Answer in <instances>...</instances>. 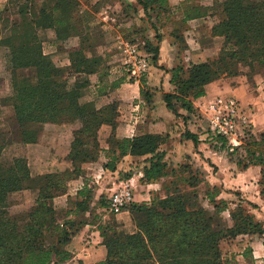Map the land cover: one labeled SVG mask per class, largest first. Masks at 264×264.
<instances>
[{"label": "trees", "instance_id": "1", "mask_svg": "<svg viewBox=\"0 0 264 264\" xmlns=\"http://www.w3.org/2000/svg\"><path fill=\"white\" fill-rule=\"evenodd\" d=\"M136 1L137 10L138 7L143 9L152 27H165L174 21V31L182 23L207 15L208 11L215 10L216 5L222 6L220 19L213 27V34L224 38L218 56L207 62L193 63L187 70L183 65L168 70L172 74L174 90L165 93V101L178 116H185L178 112L181 109L189 114H198L194 101L206 94L208 84L225 76H237L239 66L250 67L253 72L264 66V0L215 1L210 8L197 5V0L191 4L188 2L192 0H185L181 4L185 16L179 20L172 18L170 0ZM77 6V0H57L50 9L41 8L43 19L34 21L35 25L27 22L13 27V37L17 42L0 37V46L8 42L5 46L11 49L9 65L13 95L10 100L19 123L24 126L31 121L47 122L63 117L66 123H78L67 156L72 161V170L34 177L25 156H15L12 164L0 162V264H61L68 261L73 254L67 245L86 225L87 219L84 220L82 215L92 208L95 190L89 183L77 191L75 208L68 209L64 215L57 211L54 199L67 192L64 177L75 178L84 174L83 164L92 161L101 151V126L109 124L115 127L117 123L116 101L99 106L96 100H82L89 78L69 84L72 75L97 73L102 57L94 51L93 55H86L85 41H80L78 46L68 50L70 65H56L52 56L45 53L43 41L34 29L35 26L54 27L57 42L59 39L68 40L74 34V22L81 21ZM28 8L21 6L19 12L25 15ZM46 18H49L47 23ZM155 37L160 44L161 34L157 33ZM159 44L147 41L155 63L159 59ZM141 92L148 94L144 87ZM112 133L107 140L112 145L105 165L107 170L116 171L118 161L131 154L146 156L142 179L147 182L170 173L166 153L161 149L165 142L162 135L139 133L132 137H117ZM212 134L211 138L221 144L220 148L227 151L230 161L240 169L259 167L260 195L264 200V131L259 137L246 131L237 146L228 145L227 138ZM184 136L196 145L200 142L199 136L190 130ZM37 137L36 131L23 129L20 143H36ZM3 148L4 144L0 143V161ZM131 176L124 173L121 178L129 179ZM31 187L40 189L39 197L30 208L13 213L9 194ZM208 194L210 201L215 202L216 194ZM96 204L107 210L109 198L101 194ZM215 206L218 208L217 203ZM136 207L143 214L138 222V232L128 234L116 231L110 225H100L107 255L97 264H224L221 246L224 237L232 238L242 233L264 234L262 225L252 216L244 215L241 209L231 213V226L215 230L212 214L203 208H193L180 186H176L172 195L165 199L157 198L150 206L133 202L129 210ZM93 214L96 219V211L91 212L88 219Z\"/></svg>", "mask_w": 264, "mask_h": 264}, {"label": "rangeland", "instance_id": "2", "mask_svg": "<svg viewBox=\"0 0 264 264\" xmlns=\"http://www.w3.org/2000/svg\"><path fill=\"white\" fill-rule=\"evenodd\" d=\"M56 1L57 0H0V37L3 39L9 38L14 42H17L18 40H15L13 37V27L16 24L21 25L22 23L25 24L27 22L35 25L34 21H40L43 19L40 15L41 8L46 7L50 9L52 6H54ZM213 1L221 2L223 0ZM77 2V13L79 12V14H81V21L74 22V26L76 28L75 30L73 28V36H71L68 40L61 41V39H59L58 44L59 47L69 50L72 47L78 46L80 41H85L84 45H86V55H93L94 51L96 55L102 57L97 73H94L92 75L84 74V79H90V83L88 86L94 84V82H98L101 85V89H99V92L96 91L95 93L93 92L91 94L87 93L88 91L86 89H83L84 97L82 100H96L99 106H103L107 103L116 101L117 123L115 127H113L112 125L110 126L112 127V132H114L117 137H127L123 131L118 130V126H120L119 124L122 116L125 117L128 112L135 113L136 116V114H138L139 111L142 110L140 107L134 111L132 110L131 106L134 107V104H139L141 98L147 100L148 102L150 101V91L144 88V90L148 92V94L145 95V93L141 92V89L143 88L142 86L139 89L137 85H131L135 81H140L142 83L144 77L143 74H146L148 69L151 68L153 64H157L153 61L154 53L148 51L149 47L147 46V41H151V38H153L155 41H152V43H154V45L159 44V41L155 39L157 33L161 34L162 39L164 38V36H169V38L175 36L173 39L170 38L171 41H174L176 48L178 49V54L176 57L177 62L174 67H176L177 65H183L185 70H187L193 63L207 62L216 58L220 53L224 43L223 36H215L213 34V27L220 19L219 11L222 8V6L220 5H216L215 10H211V19L213 20V26L211 28V34L213 36L212 40L209 35L207 37H205L204 35L202 36V30L198 29V27L196 28L195 26L190 25L189 21L187 23L178 25L179 27H177L176 31H174L175 29L171 25H168V23L165 25V27L161 25L160 27H152L151 22L145 16L143 9L140 8L141 10H137L136 0H126V3L123 5V7L118 9V13H115L118 14V17L114 22L111 21V16L107 17L102 12L112 9L111 5H116V0H77ZM183 2H185V0ZM192 2L193 0L188 2V4H191ZM170 3L173 9L172 18L178 20L176 13L177 10L175 12V6L171 2V0ZM96 4L102 5L101 12L99 11L93 16L92 12H89L88 6L91 8ZM196 4L202 7L209 8L214 6V4L207 5L204 0H197ZM21 6L29 7L25 15L19 12ZM179 6L181 5L179 4ZM90 15L92 16L90 17ZM99 21H101L102 23H100ZM47 22H49V18H46V23ZM34 29L42 41L46 38H53L57 41L56 30L54 27L42 28L35 26ZM76 30L79 31L77 32ZM10 35H12V37H9ZM104 39L112 43V45L109 43L111 45V51H105L104 55H101L98 51L103 52V48L101 50L100 46L101 44H103ZM7 43L8 42H4V44L0 46V131L4 133L5 136L13 138V135L11 134L13 125L10 123L9 118L11 117L10 115H12V101L10 100V98L13 95L11 85L12 71L9 65L11 49L5 46V44ZM48 46V43H46V45L43 44L45 53L51 50ZM192 47H205L206 49L210 48L211 54L205 57H199L194 60L189 59V54H187L186 51L191 50ZM48 54L52 56L56 65L63 66L60 56L56 55V53L54 52ZM143 56L148 59V67L146 68V70L139 71V60ZM133 62L138 63L137 70L134 74L131 71V67L134 64ZM115 65H119L118 67L121 69H117V67L115 69ZM172 68H166L164 66V69H166V71ZM239 68V74L246 75L252 87L256 89L260 86H264V66L257 68L256 72H253L250 67L247 66H239ZM118 70L121 71L117 72V74L112 73L113 71ZM169 73L171 74V72ZM115 75H120V77L117 78ZM74 76L75 75L71 76L69 84H75L77 82ZM117 87H120V89L116 90ZM204 131L208 133V137L214 136L212 132L209 131L207 124ZM246 131H250L251 133H253L250 127L246 128L244 133H242L241 135L242 139L245 136ZM112 132L111 134H113ZM111 134L108 136V138L111 136ZM138 134L139 133L135 135ZM160 135L165 138V135ZM103 139L104 138L102 137V140ZM212 141V145H214L213 148L216 149L218 153L216 154L215 159L219 162V165L215 162L212 163L210 160L208 161L209 164L207 169L205 168V165L198 164V162L195 161L192 156H185L184 160L179 162L171 156H168L169 151L164 149L166 153L165 160L169 163L170 173L167 176L161 177L158 180L152 182H147L141 177L140 181L143 184L159 183L160 186L158 187V189L154 190L153 193H151L149 199L135 200L136 204H145L146 206H150L152 205V203H154L155 199L167 198V196L172 195L176 186H180L187 193L190 204L193 208H203L210 214H212V226L215 230H224L231 226V224L233 223L231 213L237 209H241L244 215L252 216L253 220L255 222H259L264 228V200L260 195L261 186L259 184V180H252L251 182H249L248 180L240 178L239 170L242 169H240L234 161H230V159L229 163L226 162V158L223 157V155H226L227 151L221 149V144L217 143L215 139L212 138ZM4 142V139L0 141V143ZM99 143L101 151L98 152V154L92 161L83 164L84 174L79 175L75 178L67 176L64 177L63 182L65 184V187L67 188V192L58 195V197L60 196L59 198L55 197V199L57 198L56 200L54 199V205L57 211L61 213V215H64L65 211H67L68 209L75 208V201L77 199L76 193L85 185V183L93 185V188L97 186L98 190H96L95 188V192L104 189L102 195H104L105 198H109L112 191L116 189L118 183H113L114 180H109V177H107L104 180L101 179L103 180V184L97 182L86 167L87 164H94V170L102 169L104 171L110 172V170L106 169L105 165L109 161V149H111L110 147L112 145L109 141L103 143L102 141H100V139ZM28 144L29 143L17 142V148L15 147L14 156H25L29 162L30 151L27 146ZM240 144L238 143L236 145ZM228 145L235 146V144L230 142ZM4 156L9 159V156H7L6 154H4ZM42 156L45 157L46 155L43 154ZM235 157L236 156H234V159ZM234 167H238L239 170H235ZM134 169H136V167L128 169L123 173H126L127 177L132 175V178L134 176ZM137 173L139 174L140 172ZM102 176H104V174ZM78 180H80V182ZM107 180L111 182H107ZM74 183H78L77 186H82L78 189H73L74 187H77L73 185ZM109 186L112 188L107 191V188ZM133 192L134 194L136 192V188L134 186ZM209 192L216 194L214 200L215 202L210 201L208 194ZM11 199L12 198L9 194L11 211L13 213L26 210L31 207L32 203H34V201H32L14 205L12 204ZM216 203L218 204V208L215 206ZM95 205L96 219H94L95 216L93 214L91 218L86 220V225L83 226L82 229H84L88 225L91 226L92 229L93 227H95L94 229L98 231V234L101 237L100 243L102 245L104 244L103 237L101 236V231L99 229L100 225H110L113 229H116V231H123L128 234L136 233L139 231L138 222L143 218V214L138 212L139 210L137 209V207L136 209L129 210V214L127 215H129L130 222L132 223L129 228L124 229L121 227L118 215L122 214L125 211L121 213H114L101 208L97 204ZM220 208H222L221 211L218 210ZM263 245L264 234L260 233H242L232 238L224 237L221 241L223 263L264 264V257L261 256ZM73 257L69 259L71 261V264H85L83 259L78 257L74 259Z\"/></svg>", "mask_w": 264, "mask_h": 264}, {"label": "crops", "instance_id": "3", "mask_svg": "<svg viewBox=\"0 0 264 264\" xmlns=\"http://www.w3.org/2000/svg\"><path fill=\"white\" fill-rule=\"evenodd\" d=\"M183 1L184 0H171L173 5L175 6V12L177 10L176 13L178 20L184 18L185 16L183 8L179 6V4L181 5ZM204 1L207 5L214 4L213 0ZM115 3L116 5H113L114 7L111 5L112 9L102 12L107 17L111 16L112 22L117 20L118 14L115 13H118V9L123 7V5L126 3V0H116ZM101 7V4H96L91 8L88 6V10L89 12H92L94 16V14H96L97 12H101ZM138 10H141L140 7H138ZM211 14L212 11H209V13L205 16L190 20L189 24L195 26L196 28L198 27V29H201L202 36L204 35L205 37H207L209 35V37H211L213 40V36L211 34V28L213 26ZM91 16L92 15H90V17ZM99 22L102 23L101 21ZM168 25H171L174 28L176 26V23L174 21L168 22ZM174 37L175 36L170 38L173 39ZM170 38L169 36H164V38L160 42L158 62L156 65L153 64V66L148 69L146 74H143V79L145 80L144 84L140 81H135L131 84L137 85L139 89L141 88V86H143L145 89L150 91V101L148 102L147 100L141 98L139 104L136 103L134 104V107L131 106L132 110L134 111L140 107L142 110L139 111L136 116L135 113L130 112H128L125 117L122 116V118L120 119V126H118V130L123 131L128 137H132L137 133L163 134L165 135V142L164 144H162L161 149L168 150V156H171L179 162L183 161L185 156H192V158L197 161L198 164L205 165V168L207 169L209 164L208 161L210 160L212 163L215 162L219 165V162L215 159V156L218 153L217 150L213 148L214 145H212V138L210 136L208 137V133L204 131L207 122L202 117L200 109L218 94L235 96L240 102L242 112L250 121L249 127L251 128L253 134L256 137H259L260 134L264 131V86H260L255 89L251 86L247 76L244 74H239L233 77H222L208 84L206 88V94L194 101L195 106L199 110L198 114H189L185 110L181 109L178 112L184 114L185 116H178L174 110L167 107V103L165 101V93L172 92L174 90V86L171 83V74L166 71V69H164V66L166 68L174 67L177 62L176 57L178 54V49L176 48L174 41H171ZM151 41L155 40L151 38ZM46 43H48V47L51 49L50 51H47V53H56V55L60 56V59H62L61 63L63 66L70 65L68 50L59 47L58 42L53 38L43 39V44L46 45ZM109 43L110 42L104 39L103 44H101L100 46L101 50L103 48V52L98 51L99 54L104 55L105 51H111L112 43H110L111 45ZM186 53L189 54V59L194 60L199 57L210 55L211 49H206L205 47H192V49L186 51ZM118 66L119 65H115V69L116 67L118 69ZM120 71L121 70L113 71L112 73L117 74V72ZM115 76L117 78L120 77V75ZM74 78L76 81H80L84 78V74H76ZM84 89L88 91L87 93L91 94L93 92L95 93L96 91L99 92V89H101V85L98 82H94V84H91ZM118 89H120V87H117L116 90ZM11 113L12 115H10L11 117L9 118L10 123L13 125V130L11 132L13 138L5 136V134L0 131V141H2L3 139L5 141L3 143L4 148L0 161L1 163L12 164L15 157V147L17 148L16 143L21 142L23 129H30L36 131L38 136L36 143H29L27 145L30 151L29 167L32 176L35 177L51 172H64L67 170H72L74 168L72 161L68 159L67 156L70 152V143L73 139V131L75 129V125L78 123H66L63 117L55 121H31L25 123L24 126H22L16 117L13 104H11ZM187 130H190L199 136L200 142L198 143V145H196L192 139H188L184 136V133ZM111 132L112 127L110 125H103L101 130L99 131L100 141H102L103 143L106 142ZM102 137L104 138L103 140ZM4 154L9 156V159L6 158ZM43 154L46 156L43 157ZM223 157H225L226 162L229 163L228 155L224 154ZM145 158L146 156H136L128 154L119 160L118 169L114 172H108L102 169L94 170V164H87L86 167L92 174L93 178L96 179L97 182H100L102 184L103 180L107 177H109V180H114L113 183H117L120 181V178L124 174V171L136 167V169H134V176L130 179L133 186L136 188V192L134 194L135 200H147L150 198L151 193H153L154 190L158 189L160 184H143L140 181V178L143 176V168L146 164V162H144ZM234 168L235 170H239L238 167ZM137 172L140 173L138 174ZM103 174L104 176H102ZM239 177L244 180H248L249 182H251L252 180L258 181V178H260L259 167L251 166L246 170H239ZM109 180H107V182H111ZM78 181L80 182V180ZM73 185L77 186L78 183H74ZM89 185L93 187V185ZM81 186L82 185H79L77 187H74L73 189H78ZM95 188L96 190H98L97 186ZM110 188L112 187L109 186L107 188V191H109ZM102 192H104V189L94 193L92 208L87 211L85 215H82V218H84V220L90 217L91 212L96 211L95 204L97 203V200L99 199ZM39 195L40 189L31 187L11 192L10 197L12 198V204L18 205L35 201L39 197ZM59 197L57 196V198ZM127 214H129V210L118 215L121 227L124 229L129 228L132 223L130 222L129 215ZM94 228L95 227H93L92 229L89 225L86 226L77 235H75L72 241L67 245V249L71 251V253H73V258H81L84 260L85 264H96L97 262L105 260L106 258V248L100 243L101 237L98 234V231H96ZM261 256L264 257V245Z\"/></svg>", "mask_w": 264, "mask_h": 264}, {"label": "built area", "instance_id": "4", "mask_svg": "<svg viewBox=\"0 0 264 264\" xmlns=\"http://www.w3.org/2000/svg\"><path fill=\"white\" fill-rule=\"evenodd\" d=\"M133 63L131 71L134 74L138 63ZM147 67L148 59L143 56L139 60L138 69L142 71L146 70ZM201 109V115L206 120L208 128L212 133L227 138L235 146L242 142L241 135L249 127L250 121L242 112L240 102L235 96L218 95ZM117 183L116 189L109 196V207L107 210L121 213L129 210L130 205L135 202V198L130 179L121 178ZM61 264H71V261L68 260Z\"/></svg>", "mask_w": 264, "mask_h": 264}]
</instances>
